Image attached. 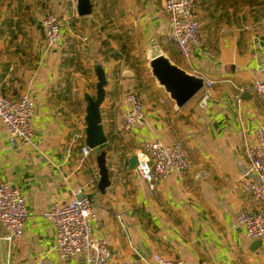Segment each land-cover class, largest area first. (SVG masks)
I'll use <instances>...</instances> for the list:
<instances>
[{
    "label": "crops",
    "instance_id": "0c3cea01",
    "mask_svg": "<svg viewBox=\"0 0 264 264\" xmlns=\"http://www.w3.org/2000/svg\"><path fill=\"white\" fill-rule=\"evenodd\" d=\"M89 1V14L80 15L77 0H0V92L34 101L31 144L12 147L0 122V184L25 198L29 215L22 238L6 241L0 225V264H87L84 254L58 257L54 226L43 217L78 188L93 201V234L108 241V264H154V255L185 264H264V240L248 238L236 223L239 211L259 209L242 178L249 169L244 147L264 124V101L251 89L264 80V0H195L201 45L188 57L165 38L164 0ZM48 13L61 22L53 48L41 26ZM151 44L203 82L180 108L150 72ZM96 67L106 80L99 106L106 141L90 149L85 97L95 98ZM128 91L143 117L124 133ZM151 140L181 144L188 164L184 175L153 189L131 165ZM101 153L109 182L103 191Z\"/></svg>",
    "mask_w": 264,
    "mask_h": 264
},
{
    "label": "built area",
    "instance_id": "2783aa9c",
    "mask_svg": "<svg viewBox=\"0 0 264 264\" xmlns=\"http://www.w3.org/2000/svg\"><path fill=\"white\" fill-rule=\"evenodd\" d=\"M164 14L170 27L166 40L178 48L180 54L188 57L193 48L201 45L199 22L195 16V0H164ZM41 26L48 48H53L61 37V22L51 13L46 14ZM210 85V83H207ZM252 91L264 101V80L254 81ZM126 110L121 119V131H132L143 117L142 104L136 94L128 91L124 96ZM34 101L27 95L18 99L5 97L0 92V122L7 130L11 146L28 145L32 142V117ZM255 142L244 147V156L248 171L242 178V190L259 204L256 211L238 212L236 223L244 228L245 234L252 240H264V124L255 132ZM90 149L82 148L87 155ZM188 164L185 152L179 143L165 145L158 140L146 141L137 157L136 174L149 185L150 189L161 180L176 174L182 176ZM55 229L54 251L59 258H71L84 254L87 264H108L111 250L105 237L93 234L92 223L95 211L92 199L82 189L74 191L70 201L52 203L43 212ZM29 218L26 200L8 184H0V225L5 231L4 239L22 238L25 224ZM154 264H185L181 259H169L161 255L153 256Z\"/></svg>",
    "mask_w": 264,
    "mask_h": 264
},
{
    "label": "water",
    "instance_id": "95a60500",
    "mask_svg": "<svg viewBox=\"0 0 264 264\" xmlns=\"http://www.w3.org/2000/svg\"><path fill=\"white\" fill-rule=\"evenodd\" d=\"M78 13L86 15L90 12L89 0H77ZM148 67L152 76L159 86L163 87L170 99L174 101L176 107L180 108L191 100L203 86L202 80L189 75L173 65L165 56L161 54L160 49L151 44L147 49ZM97 77L95 98L85 97L87 101L85 116V144L90 149H95L105 143L102 127L100 124L99 106L104 98V89L106 85L105 76L100 67L95 68ZM99 167V185L98 188L103 191L108 186V176L105 167V157L101 153L97 158ZM136 158L131 161L135 165Z\"/></svg>",
    "mask_w": 264,
    "mask_h": 264
}]
</instances>
